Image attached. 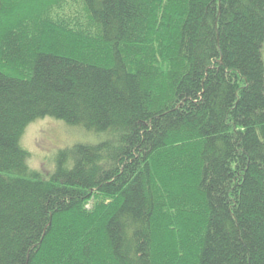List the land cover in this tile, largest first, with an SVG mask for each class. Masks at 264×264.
Segmentation results:
<instances>
[{"label":"trees","instance_id":"1","mask_svg":"<svg viewBox=\"0 0 264 264\" xmlns=\"http://www.w3.org/2000/svg\"><path fill=\"white\" fill-rule=\"evenodd\" d=\"M76 3L0 0V264H264V0Z\"/></svg>","mask_w":264,"mask_h":264},{"label":"rangeland","instance_id":"2","mask_svg":"<svg viewBox=\"0 0 264 264\" xmlns=\"http://www.w3.org/2000/svg\"><path fill=\"white\" fill-rule=\"evenodd\" d=\"M76 1L78 0H68L71 7H67L66 12L69 13L71 10L77 9L78 4ZM106 139L107 137L104 134L97 136L88 132L84 133L68 127L62 122L48 118L36 121L28 127L22 139V145L30 153V167L41 173L45 178H49L55 171V159L60 150L76 145L78 142L90 141L93 142L91 144H97ZM177 217H179L185 228L194 229L199 223H202L201 219L200 221L195 219L189 221L191 215L187 211L178 212ZM164 222L165 219L163 217L159 218L158 227H156L154 247L156 264L157 250L161 247L158 258L163 255L164 250H167L166 243H163V237L158 235L159 225Z\"/></svg>","mask_w":264,"mask_h":264}]
</instances>
